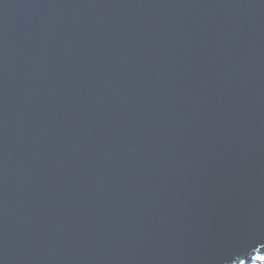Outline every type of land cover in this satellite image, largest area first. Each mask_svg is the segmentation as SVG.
Returning <instances> with one entry per match:
<instances>
[{"label": "water", "instance_id": "95a60500", "mask_svg": "<svg viewBox=\"0 0 264 264\" xmlns=\"http://www.w3.org/2000/svg\"><path fill=\"white\" fill-rule=\"evenodd\" d=\"M264 254V0H0V264Z\"/></svg>", "mask_w": 264, "mask_h": 264}, {"label": "bare ground", "instance_id": "6f19581e", "mask_svg": "<svg viewBox=\"0 0 264 264\" xmlns=\"http://www.w3.org/2000/svg\"><path fill=\"white\" fill-rule=\"evenodd\" d=\"M242 264H264V254L257 256L255 259L251 260L250 262L242 263Z\"/></svg>", "mask_w": 264, "mask_h": 264}]
</instances>
